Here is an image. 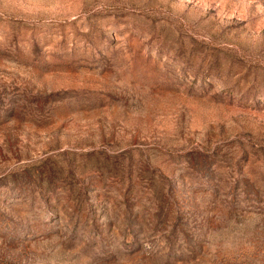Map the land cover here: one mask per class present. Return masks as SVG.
I'll use <instances>...</instances> for the list:
<instances>
[{"label":"rangeland","instance_id":"obj_1","mask_svg":"<svg viewBox=\"0 0 264 264\" xmlns=\"http://www.w3.org/2000/svg\"><path fill=\"white\" fill-rule=\"evenodd\" d=\"M0 264H264V0H0Z\"/></svg>","mask_w":264,"mask_h":264}]
</instances>
